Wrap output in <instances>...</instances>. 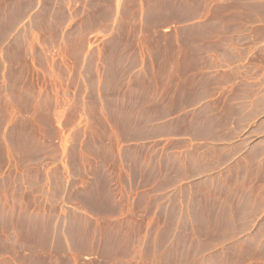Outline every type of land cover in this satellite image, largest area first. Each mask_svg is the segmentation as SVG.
Here are the masks:
<instances>
[{"label":"rangeland","instance_id":"1","mask_svg":"<svg viewBox=\"0 0 264 264\" xmlns=\"http://www.w3.org/2000/svg\"><path fill=\"white\" fill-rule=\"evenodd\" d=\"M168 5L167 0H0V182L17 184L0 188L1 194L8 192L15 216L0 225L15 232L9 252L17 264L73 263L63 253L64 234L50 248L49 224L25 216L44 196L39 197L37 182H73L65 209L47 206L61 216L59 228L77 264H106L80 258L95 248L104 260L127 257L139 242L144 244L140 264H179L177 251L189 264L264 262V251L229 247L202 261L199 253L228 237L219 234L221 221L182 220L183 230L193 232L176 236L173 251L166 254L161 249L175 219L106 218L117 213L114 198L132 195L128 182L155 177V167L145 172L142 163L158 156L159 144L145 156L144 147L132 141L151 111L163 109L144 106L141 98L150 83H165L166 32L160 24ZM170 51L173 58L174 48ZM145 200L142 196L137 208H149ZM80 212L93 218L82 219ZM148 226H164V232L145 236L141 232ZM3 264H11L10 259Z\"/></svg>","mask_w":264,"mask_h":264},{"label":"crops","instance_id":"2","mask_svg":"<svg viewBox=\"0 0 264 264\" xmlns=\"http://www.w3.org/2000/svg\"><path fill=\"white\" fill-rule=\"evenodd\" d=\"M167 1L165 22L160 24L166 32L165 83H150L141 98L144 106L163 109L157 114L151 111L145 129L132 141L136 148L144 147L145 156L154 154L151 146L159 144L158 156L154 160L145 157L142 163L145 172L155 167V177L128 182L132 195L125 200L114 198L119 208L106 218L175 219L168 231L171 238L161 249L166 254L173 251L176 236L193 232L184 231L181 221L194 219L221 221L219 234L228 235L199 253L202 261H211L209 257L227 247L232 252L264 251V0ZM171 143L175 146H169ZM23 184L30 187L28 182ZM16 185L0 182V188L7 190ZM72 185L37 182L39 197L44 195L39 199L42 205L29 209L25 216L42 220V226L49 224L50 248L57 235L64 234L63 253L77 264L65 230L59 228L61 216L51 214L47 206L57 203L65 209ZM54 188H63L64 193H47ZM142 196L151 204L149 208H137ZM123 201L127 203L124 208ZM79 215L85 220L93 218L88 213ZM14 217L8 192H0V222ZM161 229L148 226L141 233L155 235L164 232V226ZM14 233L0 225V264L5 259L17 264L9 252ZM143 247V242L136 243L129 256L110 260L101 258L95 248L81 253L80 258L140 264ZM177 255L179 264H189L180 257L182 253L177 251ZM235 261L231 259V264H264L250 258Z\"/></svg>","mask_w":264,"mask_h":264}]
</instances>
